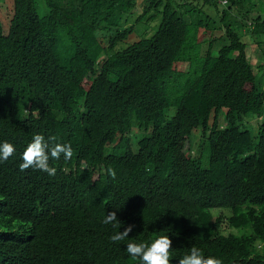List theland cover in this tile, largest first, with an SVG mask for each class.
Wrapping results in <instances>:
<instances>
[{
  "label": "trees",
  "instance_id": "trees-1",
  "mask_svg": "<svg viewBox=\"0 0 264 264\" xmlns=\"http://www.w3.org/2000/svg\"><path fill=\"white\" fill-rule=\"evenodd\" d=\"M136 7L13 0L7 32L0 20V142L15 147L0 162V264H140L127 243L158 235L169 264L192 247L264 264V91L240 36L247 21L264 32V0H148L123 28ZM37 133L72 147L55 176L19 167ZM196 140L200 157L183 151ZM113 211L121 232L134 225L115 243Z\"/></svg>",
  "mask_w": 264,
  "mask_h": 264
},
{
  "label": "clouds",
  "instance_id": "clouds-1",
  "mask_svg": "<svg viewBox=\"0 0 264 264\" xmlns=\"http://www.w3.org/2000/svg\"><path fill=\"white\" fill-rule=\"evenodd\" d=\"M14 152L13 144L7 141L0 142V162L7 160ZM72 154L70 144L58 143L55 142L54 137L45 138L44 135L37 133L33 134L31 141L24 148L19 167L21 170L35 168L52 177L55 176L57 169L50 165V159L58 160L63 155L64 159L68 160ZM108 171L111 175H115L112 169ZM103 223L118 228V231L110 236L113 243L128 238L134 228V225L129 224L121 232L119 229L122 224L114 211L106 214ZM171 244L168 235H158L147 241L129 242L125 251L132 260H139L140 264H169ZM179 264H222V261L215 256L204 255L201 249L192 247L179 258Z\"/></svg>",
  "mask_w": 264,
  "mask_h": 264
},
{
  "label": "rangeland",
  "instance_id": "rangeland-1",
  "mask_svg": "<svg viewBox=\"0 0 264 264\" xmlns=\"http://www.w3.org/2000/svg\"><path fill=\"white\" fill-rule=\"evenodd\" d=\"M147 1L148 0H137V7H136L133 15L128 19V21L123 26V28L127 27V26H131V25H133L135 23L136 16L138 14H140L142 9L145 7V5H147ZM181 1L182 0H176V2H178V3H180ZM162 5H164V2L162 3ZM219 9L223 10L224 8L221 6ZM12 13H13V0H0V20H1V23L3 25V28H4L5 32H7V29H8V26H9V22H10V19L12 17ZM200 15L202 16V14H200ZM159 23H160V19L158 17L156 20L151 22V24H150L151 28H149L148 25H146L144 22L136 25L135 33H133L128 38V40H126L122 44L120 43V48H125L130 43H132L134 41H137L142 34H145V36H147L148 38L151 37L155 33V31L157 30ZM215 25L219 26V22L215 21ZM111 30H112V32H116L115 28H113ZM99 36L102 37V38L103 37L106 38V37H108V33H107V31L105 33H103V32L101 33L100 32ZM241 38H242V36H241ZM242 40L244 41L243 38H242ZM250 64L252 65V63H250ZM252 68L256 72V74H258L257 73V69L255 67H253V65H252ZM243 125L245 126L246 129L253 131L254 135H256V132H257V130H255L256 129V125H257L256 119H247V120L245 119L244 122H243ZM195 142H193V144L192 143H186L185 146H184V150L183 151L185 153H188L189 155L194 156V157H200L201 152H200V149H199L198 144H197L198 140H196ZM134 151H136V148L134 149ZM215 213H216L215 215H217L220 212L219 211H215ZM220 229H221V234H224V235H228L230 233H235L234 230H229L226 227L225 224H224V226L221 225Z\"/></svg>",
  "mask_w": 264,
  "mask_h": 264
},
{
  "label": "crops",
  "instance_id": "crops-1",
  "mask_svg": "<svg viewBox=\"0 0 264 264\" xmlns=\"http://www.w3.org/2000/svg\"><path fill=\"white\" fill-rule=\"evenodd\" d=\"M254 28L255 24L253 21H247L246 27L241 30L240 36L244 37V41L248 44L246 55L248 61H250L249 64L252 63L253 67L257 69V81L260 83L262 90L264 91V32H259V34L254 35ZM262 31H264V27ZM252 119H256L257 129L259 120L256 117Z\"/></svg>",
  "mask_w": 264,
  "mask_h": 264
}]
</instances>
